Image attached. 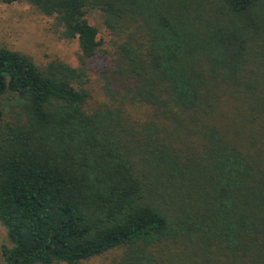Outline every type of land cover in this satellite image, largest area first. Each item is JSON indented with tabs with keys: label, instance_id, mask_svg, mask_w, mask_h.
Wrapping results in <instances>:
<instances>
[{
	"label": "trees",
	"instance_id": "16d2710c",
	"mask_svg": "<svg viewBox=\"0 0 264 264\" xmlns=\"http://www.w3.org/2000/svg\"><path fill=\"white\" fill-rule=\"evenodd\" d=\"M0 1L55 16L83 63L99 50L86 18L98 10L123 38L104 93L153 110L144 123L88 111L83 70L0 48L5 264H87L115 249L119 264H156L160 246L168 264H218L211 247L224 264H264V0ZM221 98L260 120L244 150L209 119Z\"/></svg>",
	"mask_w": 264,
	"mask_h": 264
},
{
	"label": "rangeland",
	"instance_id": "374dc122",
	"mask_svg": "<svg viewBox=\"0 0 264 264\" xmlns=\"http://www.w3.org/2000/svg\"><path fill=\"white\" fill-rule=\"evenodd\" d=\"M86 18L98 31L100 46L95 57L83 63L80 60L77 38H64L62 26L55 16L42 14L25 1L10 4L0 1V48H8L24 54L40 67L50 60H58L70 67L83 70L84 80H86L85 88L89 92L85 105V109L88 111L108 105L121 107L129 119L139 123L152 119L153 110L149 106L135 101L131 102L125 94L110 97L104 93L100 71L112 61L117 45L123 41V38L115 36L105 29L98 10H90L86 14ZM0 105L4 118L8 120L11 115V107L7 104L5 97H0ZM248 113L242 102L237 99L221 98L209 119L222 130H225L227 138L244 150L256 138L253 137L251 131L258 130L260 124V120L250 118ZM197 245L198 242L184 244L177 251V255L181 251H183L184 256L192 251H197ZM2 246L11 247L12 244L5 228L0 224V264H5L1 252ZM167 251L162 246L157 249L156 253L159 255L163 253V255L158 256L159 259H157L156 264H168L167 261H164L168 256ZM121 253L122 249L111 250L89 259L86 263L119 264ZM205 253L207 258L218 262V264L225 263L222 258L215 256L214 248L211 247ZM203 263L207 264L205 261Z\"/></svg>",
	"mask_w": 264,
	"mask_h": 264
}]
</instances>
